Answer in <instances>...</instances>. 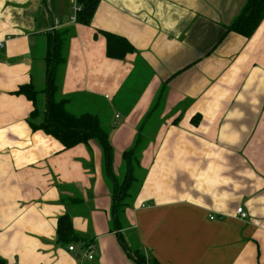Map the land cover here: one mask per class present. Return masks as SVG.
Here are the masks:
<instances>
[{"label":"crops","instance_id":"obj_1","mask_svg":"<svg viewBox=\"0 0 264 264\" xmlns=\"http://www.w3.org/2000/svg\"><path fill=\"white\" fill-rule=\"evenodd\" d=\"M246 2L99 0L84 24L69 22L70 0H0V261L137 264L130 253L142 252L161 264H264V19L249 37L227 32ZM64 27L73 33L60 93L115 114L116 175L165 85L141 153L142 185L118 221L98 140L66 149L32 129L35 103L17 93L32 83L43 117L49 32ZM105 32L135 52L109 57ZM145 74L125 105L126 88ZM68 212L86 240H58Z\"/></svg>","mask_w":264,"mask_h":264},{"label":"trees","instance_id":"obj_2","mask_svg":"<svg viewBox=\"0 0 264 264\" xmlns=\"http://www.w3.org/2000/svg\"><path fill=\"white\" fill-rule=\"evenodd\" d=\"M80 2L83 3L84 8L78 15V21L84 24H90L99 0H80ZM263 19L264 0H247L241 13L228 26L227 32L233 31L249 37L254 33ZM72 33V29L68 27L51 30L49 32V85L45 90L49 99H47V108L43 117L37 106V97L40 92L32 83L22 85L17 93L25 95L35 103V109L31 113L32 120H30L32 129L44 130L46 133L58 139L66 149L80 143L88 144L92 139L98 140L104 153V171L113 185L112 218L114 217L118 221L126 207L130 205L126 202V198L132 195V192L135 194L134 191H131L132 184L138 179L134 173V169L136 166L141 168V153L147 144L148 135L151 133L159 115V101L165 94V85L158 93L156 101L144 122L139 126L138 137L133 146L123 154V167L125 169L122 173L124 175H116L113 168L114 149L111 142V134L115 126L110 120L102 119L98 113L89 111L81 113L74 112L70 108V104L72 103L71 97L63 96L60 93L57 68L61 63L65 62V55ZM105 35L107 38V55L109 57L123 59L128 54L135 52L134 46L125 37L110 32H105ZM39 118L41 120L36 121ZM57 236L58 240L64 245L86 240L75 229L72 214L69 212L59 217ZM124 247L127 248L126 245ZM130 255L135 259L137 264H161L156 259L148 258L142 252H133ZM0 264L7 263L0 261Z\"/></svg>","mask_w":264,"mask_h":264},{"label":"rangeland","instance_id":"obj_3","mask_svg":"<svg viewBox=\"0 0 264 264\" xmlns=\"http://www.w3.org/2000/svg\"><path fill=\"white\" fill-rule=\"evenodd\" d=\"M62 68L61 67H58L57 68V75H58V80H59V83H60V79H61V74H62ZM59 73V74H58ZM149 80V77L147 74H145L143 77H141L140 81L138 83H135L134 84V89L130 90V89H127L126 88V91H127V99L125 101V105H132V103L135 101V99L138 97L140 91L142 90V88L144 87V85L148 82ZM129 83V82H128ZM138 89H141V90H138ZM74 112L76 113H81V112H86V111H89V112H92V113H98V115L102 118V119H106V120H111L115 114H112V112L106 108L105 110H93L92 108H90L89 106H85V107H77L75 106V104H71V107H70ZM115 120H120V119H115ZM116 125L114 126H117V122H115ZM114 130V129H113ZM132 147V146H131ZM130 147V148H131ZM125 168L122 167V172ZM134 173L136 175V177L138 178L136 181H134V183L132 184V190L131 191H134L135 194L132 192V195L128 196L126 198V202H128L130 205L133 204L136 196H137V193L139 191V188L141 186V182H142V178L144 177L145 175V172L141 170L140 167L136 166V168L134 169ZM121 175V174H120ZM122 175H124V173H122Z\"/></svg>","mask_w":264,"mask_h":264},{"label":"built area","instance_id":"obj_4","mask_svg":"<svg viewBox=\"0 0 264 264\" xmlns=\"http://www.w3.org/2000/svg\"><path fill=\"white\" fill-rule=\"evenodd\" d=\"M72 3V15L69 16V22H77L78 21V15L79 13H81L83 11L84 5L82 2H80V0H70ZM56 24L60 23V21L58 19H56ZM3 44L0 43V47H2ZM237 213L239 215L240 218L242 219H246L248 217L247 212L244 210V208L242 206L238 207L237 209ZM213 218V216H212ZM70 249H73V246H70ZM94 247L92 245L89 246V248H87L86 251V256L89 259H93L94 258Z\"/></svg>","mask_w":264,"mask_h":264},{"label":"water","instance_id":"obj_5","mask_svg":"<svg viewBox=\"0 0 264 264\" xmlns=\"http://www.w3.org/2000/svg\"><path fill=\"white\" fill-rule=\"evenodd\" d=\"M49 99V98H48Z\"/></svg>","mask_w":264,"mask_h":264}]
</instances>
